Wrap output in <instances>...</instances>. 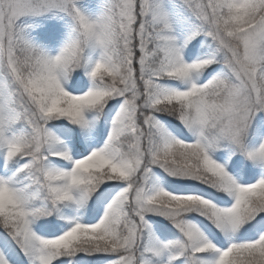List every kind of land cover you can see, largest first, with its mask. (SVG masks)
Returning <instances> with one entry per match:
<instances>
[{
  "label": "snow or ice",
  "instance_id": "1",
  "mask_svg": "<svg viewBox=\"0 0 264 264\" xmlns=\"http://www.w3.org/2000/svg\"><path fill=\"white\" fill-rule=\"evenodd\" d=\"M0 264H264V0H0Z\"/></svg>",
  "mask_w": 264,
  "mask_h": 264
}]
</instances>
